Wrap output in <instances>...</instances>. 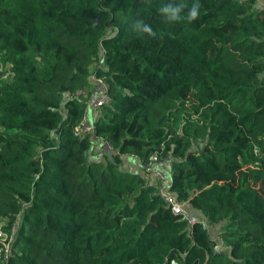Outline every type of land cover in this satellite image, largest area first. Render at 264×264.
<instances>
[{
  "label": "trees",
  "instance_id": "obj_1",
  "mask_svg": "<svg viewBox=\"0 0 264 264\" xmlns=\"http://www.w3.org/2000/svg\"><path fill=\"white\" fill-rule=\"evenodd\" d=\"M259 1L0 0V264H264ZM94 74L110 101L77 134Z\"/></svg>",
  "mask_w": 264,
  "mask_h": 264
},
{
  "label": "built area",
  "instance_id": "obj_2",
  "mask_svg": "<svg viewBox=\"0 0 264 264\" xmlns=\"http://www.w3.org/2000/svg\"><path fill=\"white\" fill-rule=\"evenodd\" d=\"M92 77L94 82L93 87L90 90L80 89L78 91L79 95L86 96V108L85 115L79 126L76 128L77 134L93 132L95 130L94 118H97L100 108L105 103L110 101V86L108 81L105 78L95 74L92 75ZM162 147L164 148V144ZM105 149L112 151V146L107 140H105ZM171 162L172 158L170 155L163 157L162 151L157 150L150 156L149 161L144 165V171L147 175H153L161 183L160 193L164 197L165 201H167V203L170 205L172 211L175 214H185V216L191 222H195L197 218L186 213L184 204L179 202L176 195L169 190V183L171 182L170 174L168 175V172L164 170V168L171 164ZM13 234L14 231H6L2 228V226H0V241L5 246L7 251L5 257L9 256Z\"/></svg>",
  "mask_w": 264,
  "mask_h": 264
},
{
  "label": "clouds",
  "instance_id": "obj_3",
  "mask_svg": "<svg viewBox=\"0 0 264 264\" xmlns=\"http://www.w3.org/2000/svg\"><path fill=\"white\" fill-rule=\"evenodd\" d=\"M185 5H181V7H184ZM200 7L199 4L196 5V7L191 8V10L189 11L188 14V19L189 21L191 20H195L198 17V11L197 9ZM161 11H165V12H171L173 15V18H175L179 13H180V8H171V7H162ZM145 31L148 32L150 35H154V33L152 32L151 27H145Z\"/></svg>",
  "mask_w": 264,
  "mask_h": 264
},
{
  "label": "crops",
  "instance_id": "obj_4",
  "mask_svg": "<svg viewBox=\"0 0 264 264\" xmlns=\"http://www.w3.org/2000/svg\"><path fill=\"white\" fill-rule=\"evenodd\" d=\"M259 5L263 6L264 5V0H260L259 3H258V6ZM124 166H125L126 169H128L130 171H139L140 172V171L143 170V167H142L143 165L141 164L140 160L137 157H134V156H126L125 160H124ZM148 177L149 178H155L153 175H148Z\"/></svg>",
  "mask_w": 264,
  "mask_h": 264
}]
</instances>
